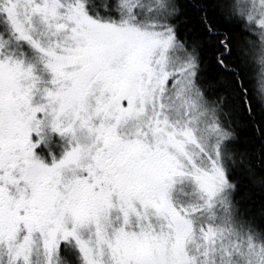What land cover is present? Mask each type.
<instances>
[{"label": "snow or ice", "instance_id": "snow-or-ice-1", "mask_svg": "<svg viewBox=\"0 0 264 264\" xmlns=\"http://www.w3.org/2000/svg\"><path fill=\"white\" fill-rule=\"evenodd\" d=\"M0 264H264V0H0Z\"/></svg>", "mask_w": 264, "mask_h": 264}, {"label": "rangeland", "instance_id": "rangeland-1", "mask_svg": "<svg viewBox=\"0 0 264 264\" xmlns=\"http://www.w3.org/2000/svg\"><path fill=\"white\" fill-rule=\"evenodd\" d=\"M54 152H56L57 154L59 153L60 149L59 148H54L53 149ZM47 154V151L45 150V152L43 153V155ZM45 157H47V155H45Z\"/></svg>", "mask_w": 264, "mask_h": 264}, {"label": "flooded vegetation", "instance_id": "flooded-vegetation-1", "mask_svg": "<svg viewBox=\"0 0 264 264\" xmlns=\"http://www.w3.org/2000/svg\"><path fill=\"white\" fill-rule=\"evenodd\" d=\"M45 155H46V154H45ZM45 155H44V156H45Z\"/></svg>", "mask_w": 264, "mask_h": 264}, {"label": "trees", "instance_id": "trees-1", "mask_svg": "<svg viewBox=\"0 0 264 264\" xmlns=\"http://www.w3.org/2000/svg\"><path fill=\"white\" fill-rule=\"evenodd\" d=\"M47 155V154H46Z\"/></svg>", "mask_w": 264, "mask_h": 264}]
</instances>
